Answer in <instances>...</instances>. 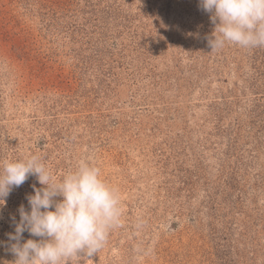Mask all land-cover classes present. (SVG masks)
Listing matches in <instances>:
<instances>
[{
    "label": "rangeland",
    "instance_id": "374dc122",
    "mask_svg": "<svg viewBox=\"0 0 264 264\" xmlns=\"http://www.w3.org/2000/svg\"><path fill=\"white\" fill-rule=\"evenodd\" d=\"M210 15L0 0V163L37 156L58 179L86 160L118 194L103 247L69 264H264V48L211 51ZM33 186L0 207V264Z\"/></svg>",
    "mask_w": 264,
    "mask_h": 264
},
{
    "label": "clouds",
    "instance_id": "9594fccd",
    "mask_svg": "<svg viewBox=\"0 0 264 264\" xmlns=\"http://www.w3.org/2000/svg\"><path fill=\"white\" fill-rule=\"evenodd\" d=\"M199 6L214 25L211 51L227 45L264 48V0H199ZM29 176L41 187L33 186L26 196L29 210L19 206V221L8 233L14 241L11 264H69L80 253L96 254L121 215L118 194L100 178L99 169L80 160L57 179L37 156L5 160L0 163V207ZM25 231L39 239L21 242Z\"/></svg>",
    "mask_w": 264,
    "mask_h": 264
}]
</instances>
